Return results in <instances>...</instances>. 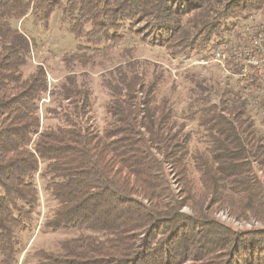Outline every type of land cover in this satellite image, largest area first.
<instances>
[{
    "label": "trees",
    "instance_id": "trees-1",
    "mask_svg": "<svg viewBox=\"0 0 264 264\" xmlns=\"http://www.w3.org/2000/svg\"><path fill=\"white\" fill-rule=\"evenodd\" d=\"M58 10L76 50L52 80L20 23L47 29ZM257 16L264 34V0H0V264H264V227L214 215L264 223V127L251 105L264 73L175 76L124 41L220 65L214 50ZM42 230L67 235L35 248Z\"/></svg>",
    "mask_w": 264,
    "mask_h": 264
},
{
    "label": "rangeland",
    "instance_id": "rangeland-1",
    "mask_svg": "<svg viewBox=\"0 0 264 264\" xmlns=\"http://www.w3.org/2000/svg\"><path fill=\"white\" fill-rule=\"evenodd\" d=\"M259 20L260 18L258 16L255 18H251L248 22V25L246 24L247 26L245 27V29L239 27H237L236 29L235 27V30H232V36H234L233 39L222 41L228 46L229 51L227 53V58L229 57L233 49H240V40L238 41V39H236L235 34H248V37L250 39H252L253 36L257 34H262L264 36L262 31L253 30V28L251 27L253 22L259 25ZM20 27L22 28V30H26L28 33L35 37V56L49 57V63L54 66L52 71L53 74L49 75V79L53 80L52 77L54 74L62 75L65 66L61 62H58V59L61 57L64 51L76 50V41L71 32L69 31L68 21L62 20V12L58 10L55 15H53L50 26L47 29L44 28L39 22H35L32 16H29L22 23H20ZM145 27L146 25L142 22L138 24L136 29L142 30ZM130 37L131 36L128 35L126 37V40L124 41L126 42V44L132 43V45H135L134 50L135 52H137L136 54H140L143 57L158 60L159 62L162 61L161 63L165 67H169L175 76L183 71L186 72L188 70H197L201 74V76L208 78L211 84H216L217 80H221L220 74H228V71L225 70V66L226 68H229V66H234L236 63L235 59H233L234 56L231 55L233 58L231 63L229 64L228 61L227 63H225L224 61L223 64L221 63L222 65L220 63V65H218L217 63L208 64L205 62H200L201 60L206 59L202 54L196 53L192 54L191 56H180L171 60V58H168V56L164 53V49L162 47L150 46L142 42L137 36L133 37L131 41ZM114 54L117 55L118 53L115 51ZM214 56H216V54ZM95 76H97V74H95ZM232 84L236 83L234 82ZM232 87H234V85H232ZM259 94L260 96L264 97V89L263 92L259 91ZM100 95L101 93H98V96ZM211 98L213 101L218 102V97L216 95H212ZM260 98L261 97H259L257 101L256 99L254 100V98H252L253 103L251 105L257 124L261 127H264V111H262V108H264V100H261ZM97 105L100 108L101 101H99ZM176 185L177 183H172L173 187H176ZM184 210L187 212L190 211L188 207H185ZM214 215L225 225L230 226L239 231H246L250 229L264 227V223L258 219H237L234 216H231V213L227 210H219L215 212ZM41 217H43V214H41ZM30 235L31 233L27 232L26 234H24V237L27 239L28 237H30ZM66 235L67 231L53 232L49 230L45 232L42 230L39 233L36 231L32 237L33 239L31 240V242L33 241L32 246H34L35 248H55Z\"/></svg>",
    "mask_w": 264,
    "mask_h": 264
},
{
    "label": "built area",
    "instance_id": "built-area-1",
    "mask_svg": "<svg viewBox=\"0 0 264 264\" xmlns=\"http://www.w3.org/2000/svg\"><path fill=\"white\" fill-rule=\"evenodd\" d=\"M228 46L224 42L214 50V61L220 64L225 61L227 63L229 58L234 56L240 72L235 73L230 71L225 66V70L228 74H234L235 76L245 78L251 73H264V36L262 34L254 35L250 39V44L245 47H240V49H233L229 57L227 58ZM204 59V58H202ZM200 62L209 63V60H201ZM221 64V65H222Z\"/></svg>",
    "mask_w": 264,
    "mask_h": 264
}]
</instances>
